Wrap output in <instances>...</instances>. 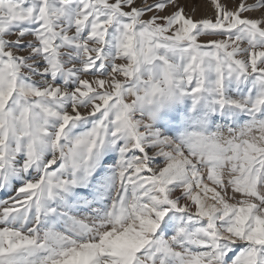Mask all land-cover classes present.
Masks as SVG:
<instances>
[{
	"label": "snow or ice",
	"instance_id": "snow-or-ice-1",
	"mask_svg": "<svg viewBox=\"0 0 264 264\" xmlns=\"http://www.w3.org/2000/svg\"><path fill=\"white\" fill-rule=\"evenodd\" d=\"M0 264H264V0H0Z\"/></svg>",
	"mask_w": 264,
	"mask_h": 264
}]
</instances>
